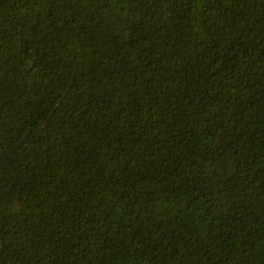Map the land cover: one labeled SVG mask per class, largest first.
<instances>
[{"label": "trees", "instance_id": "trees-1", "mask_svg": "<svg viewBox=\"0 0 264 264\" xmlns=\"http://www.w3.org/2000/svg\"><path fill=\"white\" fill-rule=\"evenodd\" d=\"M0 264H264V0H0Z\"/></svg>", "mask_w": 264, "mask_h": 264}]
</instances>
